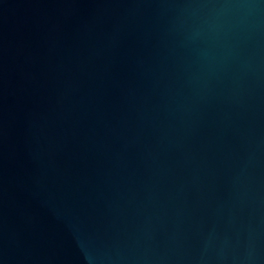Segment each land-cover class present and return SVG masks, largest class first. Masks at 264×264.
Here are the masks:
<instances>
[{"label": "water", "instance_id": "1", "mask_svg": "<svg viewBox=\"0 0 264 264\" xmlns=\"http://www.w3.org/2000/svg\"><path fill=\"white\" fill-rule=\"evenodd\" d=\"M0 264H264V0H0Z\"/></svg>", "mask_w": 264, "mask_h": 264}]
</instances>
